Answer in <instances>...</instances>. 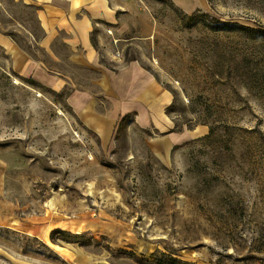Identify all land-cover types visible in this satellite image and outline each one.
Listing matches in <instances>:
<instances>
[{"label":"rangeland","instance_id":"1","mask_svg":"<svg viewBox=\"0 0 264 264\" xmlns=\"http://www.w3.org/2000/svg\"><path fill=\"white\" fill-rule=\"evenodd\" d=\"M116 1L129 27L95 29L102 62L138 60L172 125L127 115L102 140L66 104L71 83L22 76L0 48V264H264V0ZM0 31L96 90L29 42L34 6L0 0Z\"/></svg>","mask_w":264,"mask_h":264},{"label":"crops","instance_id":"2","mask_svg":"<svg viewBox=\"0 0 264 264\" xmlns=\"http://www.w3.org/2000/svg\"><path fill=\"white\" fill-rule=\"evenodd\" d=\"M21 1L34 6L42 30V35L37 39L28 32L32 46L41 49L56 66L63 64L92 72L94 76L90 78V83L96 90L93 92L86 87H76L80 74L46 65L0 31V48L9 57L10 68L14 72L56 92L71 83L72 88L65 96L66 104L102 140L110 137L116 123L126 115H132L142 128L153 127L164 132L171 127L172 121L166 107L172 97L138 60L122 61L112 52L108 60L116 65L108 66L102 62L104 56L98 42L100 35L97 33L94 39L95 29L106 25L104 30H113L119 35L129 27L125 20L126 13L116 0ZM173 1L182 7L180 2L187 0ZM188 1L192 3L194 0ZM113 40L117 42L118 38L114 37ZM58 42L66 48L67 53L61 51ZM171 147L172 143L166 142L163 151L167 152ZM154 154L163 153L155 148Z\"/></svg>","mask_w":264,"mask_h":264},{"label":"trees","instance_id":"3","mask_svg":"<svg viewBox=\"0 0 264 264\" xmlns=\"http://www.w3.org/2000/svg\"><path fill=\"white\" fill-rule=\"evenodd\" d=\"M15 42H16V41H15ZM16 43H17V42H16ZM17 44L19 45V43H17ZM19 46H21V45H19ZM126 116H127V115H126ZM124 117H125V116H124ZM124 117H122L121 120H123ZM55 233L65 234V232H64L63 230L58 229V228H55V229H53V230L50 232V235H49L50 238H53V235H54ZM172 260H173V263H174V264L177 263L176 258L172 257ZM160 264H163V263H160Z\"/></svg>","mask_w":264,"mask_h":264}]
</instances>
